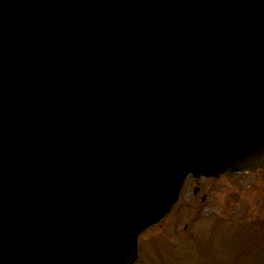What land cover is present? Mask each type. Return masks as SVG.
Masks as SVG:
<instances>
[{
  "label": "water",
  "instance_id": "1",
  "mask_svg": "<svg viewBox=\"0 0 264 264\" xmlns=\"http://www.w3.org/2000/svg\"><path fill=\"white\" fill-rule=\"evenodd\" d=\"M264 167V0H0V264H133L185 176Z\"/></svg>",
  "mask_w": 264,
  "mask_h": 264
},
{
  "label": "rangeland",
  "instance_id": "2",
  "mask_svg": "<svg viewBox=\"0 0 264 264\" xmlns=\"http://www.w3.org/2000/svg\"><path fill=\"white\" fill-rule=\"evenodd\" d=\"M194 185L199 186L197 193H193ZM202 194L205 197L200 200ZM262 216L264 172L251 170L196 180L188 175L170 213L139 235L135 264H264L259 256L250 254L253 237L250 231L243 235L246 222L233 221ZM216 218L223 223L209 228Z\"/></svg>",
  "mask_w": 264,
  "mask_h": 264
},
{
  "label": "trees",
  "instance_id": "3",
  "mask_svg": "<svg viewBox=\"0 0 264 264\" xmlns=\"http://www.w3.org/2000/svg\"><path fill=\"white\" fill-rule=\"evenodd\" d=\"M218 222H219L218 219H215V220H214V224H217Z\"/></svg>",
  "mask_w": 264,
  "mask_h": 264
}]
</instances>
